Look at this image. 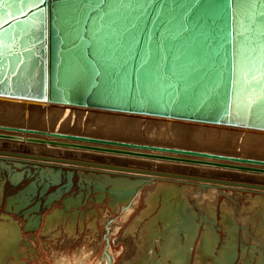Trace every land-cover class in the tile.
<instances>
[{"label": "water", "instance_id": "water-1", "mask_svg": "<svg viewBox=\"0 0 264 264\" xmlns=\"http://www.w3.org/2000/svg\"><path fill=\"white\" fill-rule=\"evenodd\" d=\"M0 98L264 132V0H0ZM28 123L22 112L0 119V140L264 177V157ZM0 157L264 191L262 182L129 162L88 164L6 148ZM66 173L68 188L74 172Z\"/></svg>", "mask_w": 264, "mask_h": 264}, {"label": "rangeland", "instance_id": "rangeland-1", "mask_svg": "<svg viewBox=\"0 0 264 264\" xmlns=\"http://www.w3.org/2000/svg\"><path fill=\"white\" fill-rule=\"evenodd\" d=\"M2 106L3 107H0L1 109L0 114L2 113V109L4 107H12V108L15 107L17 109V114L15 115V113H13L11 114L10 117L7 116L8 119H15L21 112L23 114L26 113L28 116L32 117V122H30L31 121L29 120L30 118L27 120L29 122L28 125L29 127H34V129H37V130L39 129L47 130V128L51 130L54 127L53 125L56 124V117L53 118V123L50 126L46 125L45 121H43L42 117L45 114L49 113L48 108H40V107H33V108L26 107L25 108L24 106L11 104V103H3ZM59 116H57V119L59 118ZM0 119L5 121L7 118L4 117ZM87 121L88 120L84 119L82 120L83 124H80V121H78L79 123H76V124L75 123L68 124L70 126H67L65 131L67 130L68 132H71V133L76 132V134L85 135V136H93V137H98V138H103V139L125 138V139H132V140H136L138 142L147 143V144L180 145V146L191 148L194 150L222 151V152L226 151V152H232V153H244V154L255 156V157H264V148H262V146H252V145L245 146L241 143V140L243 137H240V138L235 137L234 139H231V138L222 139L220 136H214L210 138H203L202 140H197V141H192V139H185L183 141H179L176 139V136L174 135L172 136V134H170L169 136V133L168 134L163 133V135L162 134L158 135V132H151V131H148V133H146L145 130L140 129V128H137L136 131H130V132L127 130L116 131L117 129L111 130V128L108 126L107 127L101 126L102 128L99 125L96 126L94 125V123H92V121H89L88 124H86ZM19 122L21 123V121ZM10 123H13V122L11 121ZM159 133H162V132H159ZM191 143L194 145H191ZM21 146H22L21 144L0 141L1 149L9 148V149L19 150V147ZM24 147L36 153L45 152V153L60 154V155L67 154L69 156L74 157L75 159L94 160L93 157H95V158H102V160H104L103 158H107L110 160H123V161L129 162L134 165L138 164V165L146 166L150 168H155V167L162 168V170H167V171H178L176 169H181V171L185 172V170L187 169L189 170L195 169L194 170L195 172L189 171L190 174L191 173L199 174V175H204L206 177L210 176L209 174H213L212 172L230 173V175L233 174L232 172H229V171H221V170L213 169L209 167H196V166L187 167L186 165H178V164L167 163V162H155L154 163V161H149V160L132 159V158L115 157V156H105V155H103V157H99L100 155L91 153V152L54 149L52 147H42V146H37V145H27L26 146V144H24ZM126 162H123V163H126ZM0 163H1L0 165V184L2 183L4 186V189L2 192V199L0 203V225L6 224V223L8 225V223L10 222V224L15 226V228L17 229L15 230L16 233L12 232L14 230L13 228L12 229L9 228L8 230L6 228V230L4 229L0 231V237L2 236L1 238L3 239V240H0L1 241L0 242V263L1 264H4L3 259H4V256L6 255L5 252H9V250L11 251L10 254L14 256L17 254V251L20 253L19 262H21L22 264H63L62 263L64 260L63 258H66L67 260H69L70 264H75L77 260H80L83 257H86V259L89 257L88 250L92 248V244L94 243V240H97V239L102 244L101 246H99V249L97 247L96 253L95 254L93 253L94 255L92 254L93 255L92 258L89 259L90 261L89 260L85 261L86 264H100L101 259L103 258V256L106 257V255H108V258L107 259L105 258V261L106 262L110 261L108 264H121L122 260L125 257H127L126 255L128 254L127 249L131 250L129 252V255L132 256V258H130V264H147V263L148 264H160L161 262L164 263L163 255L166 252L170 253L171 247L173 249L172 252L174 256L165 258L166 264H172V261L178 259V257L179 258L184 257L182 259H185L184 247H187L189 244H186L187 240H186L185 235H183L184 233L181 232V234H179L178 240L177 239L173 240L174 238L170 236V233H172L174 230L177 229L176 227L171 228L170 225L173 224L172 220L174 219H172V217L170 216L173 215V213L178 208L179 203H177V201L180 198L179 199L172 198L169 203L173 205L165 206L166 201L164 202L163 196H159L160 199H158L157 201V204L159 206L153 209L154 211H150V212L145 211L146 214H144L143 212V210L145 209V206H144L145 198L144 197L146 196V193H147L146 191L150 189V187L144 186L143 189L140 191V194H141L140 205L136 208L134 212H132V214L126 220H124V222H122L123 224L119 226L117 231H115L112 234H109L108 232L109 228L106 230L104 224L103 223L101 224V219L103 218V215L105 214L104 212H106L107 210L108 213L111 215V217L114 219V222H119L122 220V216H123L122 212L119 210L115 211L111 208L110 206L111 205V198H110L111 195L108 192V190L115 191V189L117 192V190L119 191V189L118 187L115 188V184L112 185L111 183L110 184L105 183L104 185L100 187H102L103 190L106 189V191L96 190L95 187H99V186L94 180L91 181L89 179L84 178V181H85L84 182L83 179L81 178L82 175L84 176L86 174L87 175L92 174V176H104L101 172H95V171L92 172L89 169H85L82 167L76 168L73 166L71 167L69 165H67L68 168H65L66 165L65 166L59 165L57 167H51L50 165L47 166L46 164H43V163H38L39 165L34 164V163H25V164L22 163L23 165L22 164L18 165L17 162H12V159H8V160L0 159ZM58 167L62 168V174L59 178V181L56 180L57 177H55L54 175L52 176L54 177V179L52 177L48 178V176H51V175H48L47 171L49 172L54 171L52 172V174L58 173L56 169ZM79 168H82V169H79ZM40 169H44V172H43L44 174H41ZM67 170L73 171L74 173L72 175V186L67 185L68 188H65V184L67 182V173H66ZM45 174L47 175L48 180H46L45 177L44 178L42 177ZM220 175H226V174H219L218 176ZM11 179H15V182H12ZM172 181L174 183L177 182L176 185L179 186V188L188 187V186L189 187L196 186V185H193L196 182L186 183V181L184 182L180 180L178 181V180L170 179V182ZM70 182H71V178H70ZM33 183L35 185L34 187L33 185L31 186V184ZM57 188H59L58 190H61V195H59L56 198L51 197L52 195H54V193L58 191V190L56 191ZM226 191L234 192L235 194L236 193L240 194V198H238L237 203H236L237 209L235 210L232 209V211H230L231 214L229 212L225 213V209H222V207L224 206L223 204L226 201V198L220 197L218 204L215 206L214 219H213L215 223H214V229L211 228V230H213L212 233L210 231L206 233L207 229L204 224L205 222H203L202 218L200 217V216H203L204 213L201 210H198L199 207L196 206L197 204L195 203V200L193 198L191 199V197L184 198V199H187V202L185 203V205L187 206L190 205L189 207H192V209L194 210V213L201 218L200 219L198 216L196 218V221H197L196 223L198 224V227L197 229L193 230V236H194L193 240L194 241L192 242V246L189 251L188 264H197L199 262L200 264H218L217 263L218 260L220 261L219 264H229V263L230 264L231 263L232 264H247V263L257 264V261L259 259L258 254L251 257L250 251H249L251 250L250 247L251 245H253V238L255 237L254 235L256 234L254 233V235L252 236L253 238L252 237L248 238V240L246 241V250L245 252H243L241 248L242 245H240L242 244V236H241L242 229L241 228L238 229V231L234 229L236 230V237L238 238L236 242V245H237L236 253H235L236 257L233 258L234 260L232 262H228V263L226 260H223L224 259L223 257H225L227 253V252L225 253V251H227V249L229 250V248L226 247V245H229V244L225 243L229 241L228 239H226L227 234H226V231H224V229L226 226L229 227L230 225H233L232 223L234 222V212L235 214H240V216L244 218L249 217V216L254 217L256 220V225L259 224V220L257 218L258 215L256 216V212L258 211L257 207H256L257 209L254 208L255 209L254 211H246L243 209L245 207L244 204L246 203L245 196L251 195L254 197L258 195L259 193L251 192V191H247V192L241 191L240 192L232 188H227ZM19 192H21L22 195L20 194L21 196H19L18 198H16L15 196L11 197L12 195H16ZM100 193H103V194H100ZM98 197H100V200H98ZM11 199L12 200L14 199V200L12 201ZM20 201H21V204H20ZM159 201H162V202H159ZM166 203H168V201ZM20 206L21 208H19ZM66 206H69L68 210L66 209ZM161 206H164V207L162 208ZM170 209H172V212L170 211ZM166 211H169L167 212V216L165 214ZM57 212L63 215L61 218H58V220H55V222L52 221L53 222V225H52L49 222V218L50 216H52L53 214ZM74 214H76V216L73 219V217L71 216H73ZM231 215L233 216V218H231ZM33 216H35V218ZM26 218L29 219V222L31 220V223L27 222ZM139 218H141L142 220ZM167 219H168V222H167ZM186 221L187 220H185V222ZM93 222L95 224L94 232L96 233V238H94L93 241H91L89 240L88 231L91 228L90 225ZM26 223H29V224H26ZM131 223H134L133 225L136 226L135 227L136 229L134 228L133 231L130 233L131 240L129 241H131V244H129L127 243L128 240L126 241L125 235L123 233L125 232L127 233L130 230V227L133 226ZM135 223L139 225L137 226ZM166 225L169 228L166 227ZM71 226H73V228ZM50 228L52 230V235L51 233H48ZM148 229L150 230L152 229L151 230L152 232ZM214 230L216 234L215 233L213 234ZM191 232H190V235H191ZM10 233H11V236H10ZM205 233L207 234L206 236H204ZM172 235L176 236L175 231L172 233ZM213 235H216V237L217 236L218 237L216 238ZM191 237L192 236H190V238ZM202 237L205 238V241H203ZM210 237H211V240H210ZM213 237L216 238V240L218 239L217 241H215V243L212 241ZM86 239L88 240L86 241ZM118 239L119 241H117ZM134 241L136 243H134ZM203 243L207 244L208 246L204 248L206 252L205 255L202 252L203 248L202 250L200 249ZM136 244L137 246L139 245L137 247L138 249L135 246ZM140 245L142 247H140ZM230 247H231V243H230ZM84 248H86V250ZM82 249H83V252L81 254H78L79 251ZM73 254H77V255H73ZM14 256H9L7 259L8 262L14 261L15 259ZM196 258H197V262H195ZM60 259H63L61 260V263H60Z\"/></svg>", "mask_w": 264, "mask_h": 264}, {"label": "bare ground", "instance_id": "bare-ground-1", "mask_svg": "<svg viewBox=\"0 0 264 264\" xmlns=\"http://www.w3.org/2000/svg\"><path fill=\"white\" fill-rule=\"evenodd\" d=\"M3 103L16 104V105L24 106L25 108L26 107L27 108H33V107L28 106L29 104H31V105H37L36 107H40V108H48L49 109V113L45 114L42 117L43 118V121H45L46 125L50 126L53 123V118L56 117V124L54 125V127L51 130H53L54 132H57V133H67L68 131L67 130L65 131V129H66L67 126H70L68 124H71V123H75L76 124V123H79L78 121H80V124H83L82 120L85 119V120H88L86 122V124H88L89 121H92V123H94V125H96V126L97 125H99L100 127L101 126L102 127H107L108 126V127L111 128V130L117 129L116 131H119V130H127V131L130 132V131H136L137 128H140V129L145 130L146 133H148V131L158 132V135H160V134L163 135V133L164 134H166V133L168 134L169 133V136H170V134H172V136L173 135L176 136V139L179 140V141H183L185 139H192V141H197V140H202L203 138H210V137H214V136H220L222 139L223 138L224 139H227V138L234 139L235 137L236 138L237 137L238 138L243 137L242 140H241V143L243 145H245V146H247V145L248 146H251V145L252 146H262V148H264V132H258V131H253V130L218 127V126H212V125H206V124H198V123H192V122L177 121V120H173V119H161V118H155V117H148V116H144V115H129V114H123V113H114V112H107V111H100V110L83 109V108H77V107H71V106H57V105H49V104H44V103L38 104V103H34V102H23V101H15V100L14 101H11V100H6V99H3V98H0V107H3L2 106ZM21 103H25V104L24 105H21ZM0 111H1V109H0ZM13 113H15V115L17 114V109L15 107H13V108L12 107H4L2 109V113L0 114V118H4L5 117V118L8 119L7 116L10 117L11 114H13ZM57 116H59L58 119H57ZM24 119H26V121L29 119V120H31L30 122H32V117L28 116L26 113H24ZM27 127L30 128V129H34V127H29V126H27ZM35 130H37V129H35ZM44 131H47V130H44ZM159 132H162V133H159ZM18 135H21L23 137H26V136H28V137H40V136H37V135H34V134H18ZM41 138L58 140V139H55V138H50L48 136L47 137H41ZM0 141H2V140H0ZM3 142H9V141H3ZM11 143H16V144H21L22 145L21 147H19V150L18 151H29L31 153H36V152L31 151L28 148H25L24 147V144H26V143H20V142H11ZM27 145H34V144H26V146ZM191 145H194V144L191 143ZM37 146H39V145H37ZM42 147H50V146H42ZM6 149H9V148H6ZM54 149H62L63 150L64 148H56V147H54ZM64 150L80 151V150H72V149H64ZM84 152H86V151H84ZM46 154L54 155L56 157H61V158H65V159L75 160L74 157L69 156L67 154L66 155L65 154L64 155H60V154H50V153H46ZM98 155H100L99 157H103V154H98ZM105 156H113V155H105ZM115 157H121V156H115ZM93 158H94V160H90V159H77V160H80V161H82L84 163H88V164L89 163L101 162L102 161V158H95V157H93ZM124 158H126V157H124ZM0 159L8 160L7 157L6 158L0 157ZM103 159H104L103 161H108V162H112V163L113 162H122V163L123 162H126V161H123V160H110V159H107V158H103ZM149 161H151V160H149ZM12 162H17V164H20V165L22 163L23 164H25V163H34V164L39 165L38 163H41V162H30V161H26L25 159H12ZM43 164H46V163H43ZM0 165H1V163H0ZM46 165H50L51 167H57V166H59L61 164H54V163H49L48 164L47 163ZM132 165H134V164H132ZM136 166H141V165H136ZM60 167H58V168H60ZM73 167H76L77 168L78 166H73ZM79 167H81V166H79ZM65 168H68L67 165H66ZM147 168L148 169L159 170V171L171 172V173H174V174L180 173V174L188 175V176L204 177V175L193 174V173L190 174L189 171H194L195 169H190V170L187 169L184 172V171H181V169H176L178 171H167V170H162V168H156V167L155 168L147 167ZM79 169H82V168H79ZM85 169H89L92 172L93 171H95V172H101L104 176H92V174L91 175L90 174L89 175L86 174L84 176L83 175L81 176V178L83 179V181H84V178H85V179H89L91 181L92 180H94V181H100L101 184L104 183L102 181H105L108 184L111 183L112 185L119 183V186H117L118 189H119V191L117 190V192H116V189H115V191L108 190V192L111 195L110 196V198H111V205L110 206H111V208L113 210H115V211L116 210H119V211L122 212V214H123L122 220L119 221V222H114V219L111 217V215L108 213L107 210H106V212H104L105 214L103 215V218L101 219V224L102 223L104 224L106 230L109 228L108 229L109 230L108 231L109 234H112L115 231H117L118 228H119V226L121 224H123L122 222H124V220H126L132 214V212H134L136 210V208L140 205V197H141L140 191L143 189L144 186L150 187V189L148 191H146L147 193H146V196L144 197L145 198L144 199L145 209L143 210L144 214H146L147 211L148 212L154 211L153 209H155L157 206H159L157 204L158 199H160L159 196H163L164 202L165 201L166 202L168 201V203L165 202V204H166L165 206H171V205H173V204L169 203L172 198L173 199H179L180 198L178 201L176 200L177 203H179L178 204V208L176 207L177 209L173 213V215L170 214L171 215L170 217H172V219H174V220H172L173 221V224L170 225V226H171V228L172 227H176L177 228L176 230H174L176 236L172 235V233L174 231L173 232L171 231L172 233H170V236L172 238H174L173 240H176V239L178 240L179 234H181V232H182V233H184L183 235H185V237H186V240H187V243L186 244H189V245L187 247H184V250H185V259H182L184 257H182V258H179L178 257V259L172 261V264H188V261H189V251L191 249L192 242L194 241L193 240L194 239L193 230L194 229H197V227H198V224L196 223L197 222L196 221V218H197L198 215H196L194 213V210L192 209V207H189L190 206L189 204H188L189 206L185 205V203L187 202V199H184L185 197L186 198L187 197H191V199L193 198L195 200V203L197 204L196 206L199 207L198 210H201L204 213L203 216H200V217L202 218V221L205 222L204 224L206 226V229L208 230V231L206 230V233L209 232V231L212 233L213 230H211V228L214 229V223H215L214 220H213L214 219L215 206L218 204L220 197H225L226 198V201L223 204L224 206L222 207V209H225V213H227V212L230 213V211H232V209H234V210L237 209L236 208V206H237L236 203H237L238 198H240V194H238V193L235 194L234 192L226 191L227 188H232V189H235L236 191L238 190L240 192L241 191L242 192H244V191L245 192L251 191V192H257V193H259L258 195L254 196V197L251 196V195L249 196V195L246 194L247 195V196H245L246 197L245 198L246 199V203L244 204L245 207L243 208L246 211H254L255 210L254 208L257 207L258 208V211L256 212V216L258 215L257 218L259 220V224L256 225V220H255L254 217H250L249 216V217L244 218V217L240 216V214H235V212H234V222L232 223L233 225H230L229 227L226 226L225 229H224V231H226V234H227L226 235L227 236L226 239H228V241H229V242H225V243H228L229 244V245H226V247L229 248V250L227 249V251H225V253L226 252L227 253H226V256L223 257L224 258L223 260H226L227 263H228V262H232L234 260L233 258L236 257L235 256L236 247H237L236 242H237V239H238L236 237V230L238 231V229L241 228L242 229V234H241V236H242V244H240V245H242V247H241L242 248V251L245 252V250H246V241L248 240L249 237H252L254 235V233H255L256 234V235H254L255 237L254 238L252 237L253 238V245H251V247H250L251 250H249L250 251V255L252 257V256L258 254L259 259L257 261V264H263L264 263V191L252 190V189L242 190V189H239V188L225 187V186H221V185H217L216 186L215 184H208V183H203V182H200V181H191V180H180V181H184V182L186 181V183L187 182H193V183L196 182L195 184H193V185H196V186H190V187L188 186V187L179 188V186L176 185L177 182L176 183H174L173 181L170 182V179H172V180H178V179H174V178L152 177V176H144V175L142 176V175L127 174V173H121V172H111V171H99V170H93L90 167L85 168ZM57 171H58V173H54V174H52V172H54V171H50V172L47 171L48 175H51V176H48V178H50V177H52L54 175L55 177H57L56 180H58L60 178V177L58 178V176H60V174H59V170H57ZM212 173L214 175L213 174H209L210 176H208V177H210V178H222V177H225V178H229V179H231V178L233 179L234 178V179L247 180V181H251V182H259V183L262 182V183H264L263 182L264 181V177L257 176V175L252 176L251 174L249 175V174H243V173H233L235 175L234 176L233 174L230 175V173H219V172H212ZM215 174H217V175H215ZM219 174H226V175H220V176H218ZM105 175H118L120 178L117 177L118 178L117 180H113V179H110L109 178L107 180V178L109 176H107V178H105ZM111 177H113V176H111ZM52 178L54 179V177H52ZM11 181L12 182H15V179H11ZM82 185H84V184H82ZM95 186H97V185H95ZM95 188H96V190L106 191V189L103 190L102 187H100V186L99 187H95ZM3 189H4V186L1 183L0 184V203H1V199H2ZM100 194H103V193H100ZM59 195H61V190H58L51 197L56 198ZM98 200H100V197H98ZM159 202H162V201H159ZM20 204H21V201H20ZM67 207H69V206H67ZM161 207L163 208L164 206H161ZM15 208H17V207H15ZM19 208H21V206ZM19 208H17V209H19ZM165 210H167V209H165ZM170 211L172 212V209H170ZM167 212H169V211H166L165 212L166 216H167ZM74 215H76V214H74ZM35 216H33V217L35 218ZM54 216L55 217L57 216L56 213L54 214ZM55 217H53V219ZM27 218H29V217H27ZM59 218H61V217H59ZM231 218H233L232 215H231ZM139 219H141V218H139ZM185 220H187V221L185 222ZM26 221L29 222V219H27ZM175 221H176V223H175ZM229 221H231V220H229ZM167 222H168V219H167ZM29 223H31V220H30ZM29 223H26V224H29ZM9 224H10V222L8 223V225H7V223L0 225V231H2L4 229L6 230V228H7V230L9 228H11V229L13 228L14 230L12 232L16 233L15 232V229H16L15 226H13L12 224H10V225ZM131 224L133 225L134 223H131ZM136 225L138 226L139 224H136ZM133 226L130 227V230L127 233L125 232V230H124L125 233H123L125 235L126 241L128 240L127 243H129V244H131V241H129V240H131L130 239L131 238L130 233L136 227V226H134V227ZM166 227H168V226L166 225ZM92 229H93V226H92ZM234 229H236V230H234ZM24 230H25V228H24ZM90 230L91 229H89V231H88L89 236L91 235L90 233H93V232H90ZM148 230H150V229H148ZM191 230H192V232H191ZM126 231H127V229H126ZM250 231H252V232H250ZM190 232H191V235H190ZM88 233H87V235H88ZM206 233H205L204 236L207 235ZM214 233H215V230H214L213 234ZM93 235H96V234H93ZM10 236H11V233H10ZM190 236H192V237L190 238ZM213 236L216 237V235H213ZM1 237H0V240H3ZM216 238H214V237L212 238L213 239L212 241L214 243H215V241L218 240V239L216 240ZM90 239L91 238H89V240ZM226 239H225V241H226ZM86 240H88V239H86ZM138 240H137V242H138ZM210 240H211V237H210ZM91 241H93V240L91 239ZM117 241H119V239ZM203 241H205V238H203ZM206 241H207V239H206ZM134 243H136V242L134 241ZM141 243H142V241H141ZM230 243H231V247H230ZM101 244L102 243L100 241H98V239L97 240H94V243L92 244V248H90L88 250L89 251L88 254H89V257L90 258L88 257L86 259V257H83L82 259L77 260L75 262V264H86L85 261H87V260H89V259L92 258V256L96 253L97 247L99 249V246H101ZM203 244H202V247L200 249L202 250V248H203V251L202 252L205 255L206 252H205L204 248L205 247H208L207 246L208 242H207V244H204V246H203ZM125 246H126V244H125ZM135 246L137 248L139 245L137 246V244H136ZM210 246H209V248H210ZM140 247H142V246L140 245ZM84 249L86 250V248H84ZM127 250H128V254H126L127 257H125L122 260V263L121 264H130V258H132V256L129 255V252L131 250L130 249H127ZM172 250L173 249L171 247L170 253H167V252L164 253V255H163L164 256V259H163L164 260V263L161 262L160 264H166L165 263V260H166L165 258L174 256ZM207 250H208V248H207ZM10 252L11 251L9 250V255H10ZM77 253H78V251H77ZM152 253H153V251H152ZM5 254H7V253H5ZM79 254H80V252H79ZM109 257H111V256H109ZM6 258H7V256H6ZM105 258L107 259L108 258V255H106V257L103 256V258L101 259L100 264H108L110 262V261H107L106 262L105 261ZM1 259H2V257H1ZM61 260L62 259H60V263H61ZM3 261H5V260L3 259ZM67 262H68V260H67ZM195 262H197V258H196V261ZM62 263L63 264H69V263H66L65 260H63ZM217 263L219 264L220 261L218 260ZM9 264H11V263H9ZM197 264H200V262L197 263Z\"/></svg>", "mask_w": 264, "mask_h": 264}, {"label": "flooded vegetation", "instance_id": "flooded-vegetation-1", "mask_svg": "<svg viewBox=\"0 0 264 264\" xmlns=\"http://www.w3.org/2000/svg\"><path fill=\"white\" fill-rule=\"evenodd\" d=\"M47 166H49V165H47ZM107 176H109V177L107 178ZM111 176H113V177H111ZM117 177L120 178L118 175H105V178H107V180H108L109 178H110V179H113V180H117V179H118ZM95 182L98 184V186H102V185H104V184L106 183L105 181H102V182H104L103 184H101L100 181H95ZM117 186H119V183L115 184V187H117ZM66 209L68 210L69 207L66 206ZM59 214H60V213L57 212V213H56V215H57L56 217L54 216V214H53V216H50V218H49V222H50V224L53 225V222H55V220H58L59 217H62L63 214H60V215H59ZM75 216H76V215H73V216H71V217H73V219H74ZM51 217H52V218H51ZM53 217H55V218L53 219ZM56 218H57V219H56ZM52 221H53V222H52ZM94 225H95L94 222L90 225V226H91V228H90V229H91L90 232H93V233H90V234H91V235H90L91 237L89 236V238H91L92 240H93L94 238H96V235H93V234H96V233L94 232V230H93V229H94ZM92 226H93V229H92ZM47 228H48V227H47ZM72 228H73V226H72ZM15 230H17V229H15ZM46 232H47V231H46ZM50 232H51V235H52V230H51V228L49 229L48 233H50ZM48 233H47V234H48ZM93 237H94V238H93ZM91 239H90V240H91ZM86 241H87V240H86ZM79 252H80V254H81V253L83 252V250H81V251H79ZM5 253H7V254L4 256V257H5V258H4V260H5V261H4V264H9V263H11V264H13V263H14V264H19V263L22 264L21 262H19V255H20V253H19L18 251H17V254H16L17 256H16V255L14 256V255H12V254L9 255V252H5ZM18 253H19V254H18ZM78 254H79V253H78ZM73 255H77V254H73ZM6 256H7V258H6ZM8 256H14V258H15L14 261L8 262V260H7V259H8ZM16 258H17V259H16ZM63 259H64V258H63ZM63 259H62V260H63ZM64 260L66 261V263H69V260H68V262H67V259H66V258H65ZM15 261H16V262H15ZM17 262H18V263H17ZM69 264H70V263H69Z\"/></svg>", "mask_w": 264, "mask_h": 264}, {"label": "snow or ice", "instance_id": "snow-or-ice-1", "mask_svg": "<svg viewBox=\"0 0 264 264\" xmlns=\"http://www.w3.org/2000/svg\"><path fill=\"white\" fill-rule=\"evenodd\" d=\"M96 75H99V72H97Z\"/></svg>", "mask_w": 264, "mask_h": 264}]
</instances>
